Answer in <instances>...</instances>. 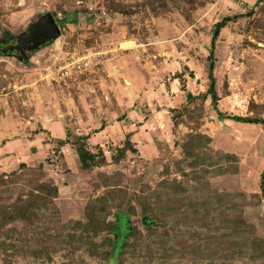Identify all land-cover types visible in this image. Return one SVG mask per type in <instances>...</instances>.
I'll use <instances>...</instances> for the list:
<instances>
[{
    "label": "rangeland",
    "instance_id": "1",
    "mask_svg": "<svg viewBox=\"0 0 264 264\" xmlns=\"http://www.w3.org/2000/svg\"><path fill=\"white\" fill-rule=\"evenodd\" d=\"M47 12L0 54V264H264V0H0V42Z\"/></svg>",
    "mask_w": 264,
    "mask_h": 264
},
{
    "label": "water",
    "instance_id": "2",
    "mask_svg": "<svg viewBox=\"0 0 264 264\" xmlns=\"http://www.w3.org/2000/svg\"><path fill=\"white\" fill-rule=\"evenodd\" d=\"M62 35L57 18L52 12H47L12 41L4 42L7 46L3 47L0 42V54H9L21 62H27L33 58L35 52L56 43Z\"/></svg>",
    "mask_w": 264,
    "mask_h": 264
},
{
    "label": "trees",
    "instance_id": "3",
    "mask_svg": "<svg viewBox=\"0 0 264 264\" xmlns=\"http://www.w3.org/2000/svg\"><path fill=\"white\" fill-rule=\"evenodd\" d=\"M64 22V21H62ZM211 79L213 81V84L211 85V88L209 91H211V93L214 94V99H217V96L215 94V91H214V80H213V77H212V74H211ZM191 95V94H190ZM246 122H251V123H263L264 124V120H258V119H245ZM66 141H62V143H64ZM77 152L79 154V157H80V160L82 162V165H83V168L85 169H88V168H91L93 166H96V165H99V163H102L103 161H98L97 160V157L98 155L97 154H94L92 153L91 151L89 150H86L85 148L83 147H80V148H77ZM102 159H105V156L103 155L102 156ZM261 188L263 190V193H264V174H263V178H262V184H261ZM117 230L116 232L119 230V226H123V229L126 231V232H130L132 231V223L131 221L129 220L128 216L126 215H121L119 216L117 222ZM115 232V235H117V233ZM115 238L118 240V236ZM119 254V252H115V256H117Z\"/></svg>",
    "mask_w": 264,
    "mask_h": 264
},
{
    "label": "built area",
    "instance_id": "4",
    "mask_svg": "<svg viewBox=\"0 0 264 264\" xmlns=\"http://www.w3.org/2000/svg\"><path fill=\"white\" fill-rule=\"evenodd\" d=\"M93 57H95V54L84 55L83 57H80L76 61L72 62L71 65L78 66V67H81L83 64L89 65ZM69 67L70 66L62 67V69H61L62 72L67 71L65 69L69 68ZM67 73H69V72L67 71ZM50 75H52V74H50Z\"/></svg>",
    "mask_w": 264,
    "mask_h": 264
},
{
    "label": "crops",
    "instance_id": "5",
    "mask_svg": "<svg viewBox=\"0 0 264 264\" xmlns=\"http://www.w3.org/2000/svg\"><path fill=\"white\" fill-rule=\"evenodd\" d=\"M8 151H9V150H7L6 148L4 149V147H3V148H0V155H5V156H6V155L9 153ZM8 159H9V158L6 157V158H5V162L8 161Z\"/></svg>",
    "mask_w": 264,
    "mask_h": 264
},
{
    "label": "flooded vegetation",
    "instance_id": "6",
    "mask_svg": "<svg viewBox=\"0 0 264 264\" xmlns=\"http://www.w3.org/2000/svg\"><path fill=\"white\" fill-rule=\"evenodd\" d=\"M11 39L13 40L14 38H11ZM12 40H11V41H12ZM2 46L5 47V46H7V44H6V43H2ZM1 54H2V53H1ZM7 55H9V54H7Z\"/></svg>",
    "mask_w": 264,
    "mask_h": 264
},
{
    "label": "bare ground",
    "instance_id": "7",
    "mask_svg": "<svg viewBox=\"0 0 264 264\" xmlns=\"http://www.w3.org/2000/svg\"><path fill=\"white\" fill-rule=\"evenodd\" d=\"M61 37L56 41V44L60 41Z\"/></svg>",
    "mask_w": 264,
    "mask_h": 264
}]
</instances>
